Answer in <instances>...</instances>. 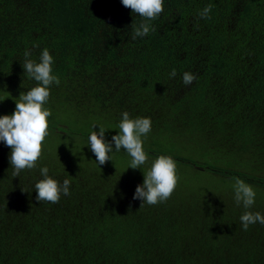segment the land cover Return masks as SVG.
Returning <instances> with one entry per match:
<instances>
[{
    "label": "trees",
    "instance_id": "16d2710c",
    "mask_svg": "<svg viewBox=\"0 0 264 264\" xmlns=\"http://www.w3.org/2000/svg\"><path fill=\"white\" fill-rule=\"evenodd\" d=\"M209 4L211 18L199 19ZM142 19L121 0H0V116L37 84L22 67L26 49L39 62L47 48L60 79L44 105L45 139L60 141L43 144L36 167L13 177L0 141V264H264V225L245 231L240 221L245 211L264 215V0H164L155 31L133 40ZM186 71L197 76L188 86ZM125 111L151 119L147 155L228 188L200 195L179 179L167 201L140 207L141 172L98 165L74 144L99 126L111 142ZM45 166L71 181L55 204L36 200ZM234 178L256 191L250 209L236 204Z\"/></svg>",
    "mask_w": 264,
    "mask_h": 264
},
{
    "label": "clouds",
    "instance_id": "9594fccd",
    "mask_svg": "<svg viewBox=\"0 0 264 264\" xmlns=\"http://www.w3.org/2000/svg\"><path fill=\"white\" fill-rule=\"evenodd\" d=\"M122 5L130 8L133 13L143 19L137 26L132 23V39L143 38L154 32L155 28L150 23L159 17L164 11V0H121ZM213 5L205 6L199 13V19H210ZM198 22L196 27H198ZM38 47V45L34 46ZM32 52L25 50L23 69L28 77L37 82L26 92H21L18 101H15V111L11 115L0 116V141L11 148L9 162L14 169L13 177H18L24 169H33L43 151V142L48 136V117L51 111L44 107L50 96V88L53 84L59 85L60 79L53 75V56L47 48L40 54L39 62L31 58ZM175 69L169 73V78H175ZM197 76L191 72H184L182 81L185 86L191 85ZM122 119L118 124L119 132L111 137V142L105 139L106 129L99 126V132L92 131L88 138V146L94 153L98 165H104L111 157L109 153L113 147L117 152L123 148L131 157L128 168L140 169L148 161V155L144 151V139L151 131L152 122L150 118H130L127 111L123 112ZM97 125H93L95 128ZM112 161V160H111ZM127 168V169H128ZM43 179L35 184L37 193L36 200L50 203H58L61 195H70L69 179L59 183L49 176L48 167L40 169ZM144 174L142 185L135 189L133 200L142 201L141 206L156 205L167 201L175 191L179 177L176 172V162L171 156L161 155L151 164L149 170ZM234 200L236 204L242 205L246 210L255 203L256 191L253 187L239 178H234ZM243 230L247 231L250 225L259 222L264 225V215L259 212L245 211L240 216Z\"/></svg>",
    "mask_w": 264,
    "mask_h": 264
},
{
    "label": "rangeland",
    "instance_id": "374dc122",
    "mask_svg": "<svg viewBox=\"0 0 264 264\" xmlns=\"http://www.w3.org/2000/svg\"><path fill=\"white\" fill-rule=\"evenodd\" d=\"M71 139L67 138V139H63L61 141V144L63 146H65V148H67V144L68 142H70ZM77 141L74 144H79L81 146V152H84V154L90 152L91 154L94 155V153L90 150V146H88V142H82L80 139H76ZM60 141L59 137H50L44 140L43 144L44 145H49L51 148L56 146V142ZM167 144H163L160 147L165 148L167 147ZM166 149V148H165ZM127 154V155H126ZM125 155H122L121 152L120 153H116L115 151H112L111 153H109V156L111 157V160L113 161V159H115L114 163H112L111 160H109L106 164H104L103 166L109 167L112 166V170H114V167L116 168V170L121 171L122 173L126 174L127 176L130 177H134L135 175H138L139 172L146 173L147 170H149V168L151 167V164L154 160L156 159L154 157H151L148 155V161L141 166V168L139 169H132V168H128L130 165V161H131V157L129 156L128 153H126ZM95 157V155L93 156ZM151 157V158H150ZM96 158V157H95ZM114 165V167H113ZM128 168V169H127ZM182 168V170L179 172H177V176L179 177V179H183L182 182L178 183V187L179 185L182 184L186 181V180H192L193 181V187H198L199 189V193L200 195L204 192L203 189H205V187H210V188H218L220 190H226L228 187L224 184L219 183L218 180L216 179H211L206 172L204 171H193V168H191L190 166H187L183 163L179 164V170ZM186 171H193L192 174L188 175L186 174ZM144 175V174H143ZM178 191V190H177ZM176 191V192H177ZM263 193L261 194V196L259 197V199L263 198ZM256 197H258V195H256ZM255 197V198H256Z\"/></svg>",
    "mask_w": 264,
    "mask_h": 264
}]
</instances>
